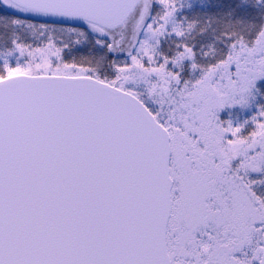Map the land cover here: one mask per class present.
<instances>
[{
	"label": "snow or ice",
	"instance_id": "6c2138e0",
	"mask_svg": "<svg viewBox=\"0 0 264 264\" xmlns=\"http://www.w3.org/2000/svg\"><path fill=\"white\" fill-rule=\"evenodd\" d=\"M0 264H264V0H0Z\"/></svg>",
	"mask_w": 264,
	"mask_h": 264
}]
</instances>
